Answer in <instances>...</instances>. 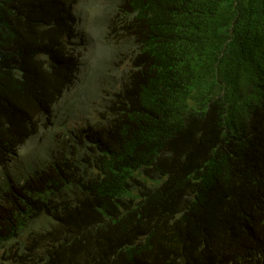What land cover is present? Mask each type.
<instances>
[{"label": "trees", "instance_id": "obj_1", "mask_svg": "<svg viewBox=\"0 0 264 264\" xmlns=\"http://www.w3.org/2000/svg\"><path fill=\"white\" fill-rule=\"evenodd\" d=\"M80 1L0 0V264H264V0H120L85 112Z\"/></svg>", "mask_w": 264, "mask_h": 264}, {"label": "rangeland", "instance_id": "obj_2", "mask_svg": "<svg viewBox=\"0 0 264 264\" xmlns=\"http://www.w3.org/2000/svg\"><path fill=\"white\" fill-rule=\"evenodd\" d=\"M119 2L120 0H83L76 6V12L82 21L85 37L97 50L93 63V72L77 105L79 112L88 110V103L98 90L99 75L112 62L102 53V38L106 36V33L102 32V30H105L106 25L109 23V17ZM109 55L110 53L107 52V56Z\"/></svg>", "mask_w": 264, "mask_h": 264}, {"label": "clouds", "instance_id": "obj_3", "mask_svg": "<svg viewBox=\"0 0 264 264\" xmlns=\"http://www.w3.org/2000/svg\"><path fill=\"white\" fill-rule=\"evenodd\" d=\"M81 1H83V0H81ZM81 1H80V2H81ZM80 2H79V3H80ZM79 3H78V4H79ZM78 4H77V5H78ZM77 5H76V6H77ZM75 9H76V8H75ZM76 13H77V12H76ZM77 15H78V13H77ZM78 17H79V15H78ZM79 23H80V26H81V28H82V21L80 20V17H79ZM82 30L84 31L83 28H82Z\"/></svg>", "mask_w": 264, "mask_h": 264}]
</instances>
